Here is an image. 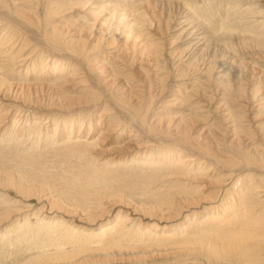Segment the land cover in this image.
Listing matches in <instances>:
<instances>
[{
	"label": "rangeland",
	"instance_id": "rangeland-1",
	"mask_svg": "<svg viewBox=\"0 0 264 264\" xmlns=\"http://www.w3.org/2000/svg\"><path fill=\"white\" fill-rule=\"evenodd\" d=\"M5 1L11 6L12 0ZM47 1L32 0L41 19ZM67 1L69 7L54 22L62 32L69 31L65 38L70 45L79 44L81 34L86 37L85 29L73 22L92 23L88 12L93 7L127 8L132 2L130 9L148 7L152 24H143V30L160 41L161 55L144 56L139 47L117 52L90 40L88 59L93 66L88 68L68 52L45 44L37 27L0 11V52L13 57L19 51L21 34L15 26L27 32V49L35 45L24 65L3 60L0 70V264H55L60 252L68 264H264L261 240L237 246L228 255L213 250L217 259L203 248L179 245L185 232L192 239L200 225L213 231L217 217L234 222L226 232L233 227L235 232L246 228L264 234V0ZM23 5L17 7L30 14ZM189 17L199 24L205 43L192 42L194 37L185 31L182 22ZM14 30L18 33L13 36ZM27 49L20 56L30 53ZM56 61L57 66L52 64ZM229 64L237 71L234 75L228 72ZM204 65L212 67V78L201 72ZM238 77L243 92L235 86ZM228 79H234L229 89ZM73 138H92L94 148L80 159L69 157L65 149ZM186 158L196 159V164L186 168ZM69 176L75 179L68 183ZM248 184L261 188L240 202L236 193L244 194ZM242 205L249 207L251 217L244 220L249 228L234 220L236 213L241 218ZM117 219L129 222L123 224L115 248L87 246L86 241H95L90 234ZM161 235L169 240L162 242L157 238Z\"/></svg>",
	"mask_w": 264,
	"mask_h": 264
},
{
	"label": "bare ground",
	"instance_id": "bare-ground-1",
	"mask_svg": "<svg viewBox=\"0 0 264 264\" xmlns=\"http://www.w3.org/2000/svg\"><path fill=\"white\" fill-rule=\"evenodd\" d=\"M88 1V0H87ZM90 1V0H89ZM88 1V2H89ZM142 1V0H141ZM85 2H86V0H85ZM88 2H87V4H88ZM109 2V1H108ZM138 2V1H137ZM137 2H136V4H137ZM145 2V1H144ZM38 3V2H37ZM69 2L67 1V0H48L44 5H43V18L41 19L40 17H39V15L37 14V11H36V9H37V4H35L34 2H32V0H12L11 2H10V4H11V6H9V4H7V2L5 1V0H0V11H7L8 12V14L10 13V14H13L16 18L18 17V18H20V21L21 22H23V20H24V22H28L29 24H31L33 27H37L38 28V30H41L42 31V40H43V42L45 43V44H47V45H49V46H51L50 48H53V49H57V50H61V51H64V52H68L69 54H71L70 56L71 57H74L79 63H83L84 65H86V67H88V68H90L91 66H93V65H91L90 63L92 62L91 60H89L88 59V53H89V51L88 50H91V48H90V45L91 44H87L90 40L92 41H94L95 42V44L97 45L96 47H100V46H105V45H108L109 47H113L114 49H116L117 50V52H122V51H126L127 52V50H133V49H137L138 47H139V50L141 51V54L142 55H144V56H147V57H151V55H153V57L154 58H158L161 54H159L158 53V50H160V49H158V47L160 46V41H157L156 39L157 38H153V36L150 34V33H146V32H144V28H143V24H148L149 25V28L151 27L150 25L152 24L151 22H152V20H151V18H148L147 17V9H148V7H146V6H142L143 4H138V7L137 8H133L132 9V7H131V9H130V6H132L133 5V3L132 2H129V3H127L126 4V6H127V8L126 7H118V6H111L109 9L108 8H106L105 9V7L104 8H96V7H93L91 10L92 11H90V12H88V16H89V18H90V20H92V23H89V22H84L83 20H81L82 22H80V21H78V22H76V23H74L73 22V24H78V26H80L81 28H83V29H85L84 31H86L87 32V35H86V37H83V34H81L82 35V37H79V38H77V43H79V44H76L75 43V46L74 45H72V46H74V47H72L70 44H69V42L67 41V39L65 38V35H67L68 33H69V31L68 30H64L65 32H62L61 30H62V28H61V30L60 29H58L57 28V24L54 22V19H55V17H57L58 16V13L60 12V11H62L61 12V15L64 13L63 11H65V7L66 6H68L69 4H68ZM106 3V2H105ZM105 3H102V4H105ZM154 3H156V2H154ZM21 4H25V5H23V7L24 6H27V8L30 10H28V12L30 13V14H26L28 17H26V15H24L22 12H21V9H20V7H17L18 5L20 6ZM30 4V5H29ZM86 4V5H87ZM146 4V3H145ZM231 4V3H230ZM106 5V4H105ZM147 6H148V4H146ZM72 6H73V4H72ZM90 6V5H89ZM94 6H97L96 4L94 5ZM104 6V5H103ZM107 6V5H106ZM137 6V5H136ZM151 6V5H150ZM69 7V6H68ZM71 7V6H70ZM83 7V6H82ZM107 7H109V4H108V6ZM134 7V6H133ZM91 8V7H90ZM95 10V11H94ZM152 10V9H151ZM104 11H107L108 13L106 14V15H108V17L107 18H105L104 16H103V12ZM153 11V10H152ZM9 14V15H10ZM217 14V13H216ZM30 15V16H29ZM38 15V16H37ZM12 18H14L12 15H10ZM33 16L36 18V19H34L33 18ZM87 16V15H86ZM86 16H85V18H86ZM198 17V16H197ZM10 18V17H9ZM131 18V19H130ZM153 18V17H152ZM31 19H34L35 20V23L33 22V21H31ZM81 19V18H80ZM87 19V18H86ZM128 19H130V20H128ZM1 20V19H0ZM194 20V19H193ZM193 20L189 17V19L188 18H186V19H184V21L182 22V24L184 25L183 27H185V29L187 28V30H185V31H187V33L189 34V36H191V37H194L193 39H192V42H194V41H196V43H199V42H204L205 43V41H204V35H203V32L201 31V28L198 26V25H196L194 22H193ZM150 21V22H149ZM18 22V21H17ZM116 22H118V23H121V24H123L124 26L122 27V29H119L120 27L118 26V25H120V24H118V23H116ZM171 22V21H170ZM13 22H11V24H12ZM16 23V22H15ZM56 24V26H55V24ZM67 23V22H66ZM5 24H6V22H5ZM180 24V23H179ZM211 24V23H210ZM3 25V24H2ZM17 25V24H16ZM70 25V24H69ZM115 25H117V26H115ZM66 26V25H65ZM64 26V27H65ZM68 26V25H67ZM139 26V27H138ZM9 27V26H8ZM29 27V26H28ZM61 27H63V26H61ZM69 27V26H68ZM74 27V26H73ZM119 27V28H118ZM182 27V26H181ZM1 28V27H0ZM13 28H15L16 29V31H18L21 35L19 36V38L21 39V44H20V49H19V51L15 54V55H13V57L11 56V55H9L8 57L6 56L7 54L6 53H2V52H0V70H1V64L2 63H5L6 62V64L8 63H10L11 64V66L13 65V66H16V65H24L25 64V62L27 61V60H29L30 58L29 57H31L29 54H33L34 53V47H35V45H33L32 47H30L31 48V50L29 51V49L30 48H28L27 49V47H29V43H28V37H27V32L25 31V30H23L22 29V27L21 26H15V27H13ZM78 28V27H77ZM8 29H10V28H8ZM64 29V28H63ZM69 29V28H68ZM144 29V30H143ZM147 29V28H146ZM1 30V29H0ZM8 31V30H7ZM12 32H13V30H11ZM146 31H148V30H146ZM5 32V28H4V31H3V33ZM18 32H15V30H14V33H13V36L14 35H17V33ZM38 32V31H37ZM80 32L82 33L83 32V30L81 31L80 30ZM79 32V33H80ZM1 33H2V31H1ZM183 33V32H182ZM8 34V33H7ZM6 34V35H7ZM12 34V33H11ZM205 34V33H204ZM78 35V34H77ZM1 36V35H0ZM10 37V36H9ZM12 37V36H11ZM187 37V36H186ZM207 37V36H206ZM72 39V38H71ZM207 39V38H206ZM256 39H257V37H256ZM11 40V39H10ZM259 40V39H258ZM2 41V40H1ZM0 41V42H1ZM3 41H4V39H3ZM17 41V40H16ZM13 42V41H12ZM20 42V41H19ZM72 42H73V40H72ZM71 42V43H72ZM207 42V41H206ZM256 42H258V41H256ZM91 43V42H90ZM137 43V44H136ZM195 43V44H196ZM261 43V42H260ZM10 44V43H9ZM13 44V43H12ZM93 44V43H92ZM195 44H194V46H195ZM258 44V43H257ZM107 46V47H108ZM8 47V46H7ZM18 47V46H17ZM95 47V46H94ZM95 47V48H96ZM106 47V46H105ZM11 48V47H10ZM33 48V49H32ZM260 48V47H259ZM1 49V48H0ZM24 49H27L30 53H28L27 55H25V54H23V56H20L21 54H20V52L21 51H24ZM105 49V48H104ZM135 49V50H136ZM162 49V48H161ZM5 50V49H4ZM8 50V49H7ZM95 50H97V49H95ZM95 50H94V53H96L95 52ZM27 51V52H28ZM202 51V50H201ZM4 52V51H3ZM16 52V51H15ZM39 52V51H38ZM92 52V51H91ZM130 52V51H129ZM13 53V52H12ZM98 53V52H97ZM135 53V52H134ZM120 54V53H119ZM124 54H125V52H124ZM123 54V55H124ZM138 54V53H137ZM191 54V53H190ZM90 55V54H89ZM116 55H117V53H116ZM26 56V57H25ZM93 56V55H92ZM119 56V55H118ZM120 56H122V55H120ZM119 56V57H120ZM180 56V55H179ZM188 56V55H187ZM5 57H7L6 59H4ZM117 57V56H116ZM141 57V56H140ZM146 57V58H147ZM22 58V59H21ZM91 58V57H90ZM179 58V57H178ZM19 59H21V60H19ZM43 59V58H42ZM47 59V58H46ZM95 59V58H94ZM93 59V60H94ZM112 59V58H111ZM141 59V58H140ZM152 60L151 61H153V58H151ZM189 59V58H188ZM3 60L5 61V62H3ZM45 60V59H44ZM146 60V59H145ZM178 60H180V59H178ZM210 60V59H209ZM95 61H96V59H95ZM181 61V60H180ZM221 61V60H220ZM32 62V61H31ZM154 62V61H153ZM156 62V61H155ZM28 63V62H27ZM93 63V62H92ZM115 63H117V62H115ZM122 63V62H121ZM210 63H211V65H212V60L210 61ZM229 63V62H228ZM30 64V63H29ZM52 64H56V66H57V64H58V62L56 61V63H52ZM153 64V63H152ZM152 64H150L151 66H152ZM157 64V63H156ZM216 64V63H215ZM59 65H61V66H63V64H59ZM65 65V64H64ZM113 65V64H112ZM111 65V66H112ZM154 65V64H153ZM10 66V67H11ZM27 66V65H26ZM43 66V65H42ZM55 66V65H54ZM67 66H69V65H67ZM72 66V65H71ZM77 66H79V65H77ZM81 66V65H80ZM203 66V65H202ZM209 66V65H208ZM213 66V65H212ZM215 66V65H214ZM225 65H224V63L221 65V67H224ZM28 67V66H27ZM83 67V66H82ZM85 67V68H86ZM123 67H124V63H123ZM158 67V66H157ZM211 67V66H210ZM21 68V67H20ZM23 68V67H22ZM43 68H44V66H43ZM56 67H54V69H55ZM78 68V67H77ZM125 68V67H124ZM151 68V67H150ZM212 68V67H211ZM209 69V67H207L206 65H204V67H203V69L201 70V72L203 73V74H206L208 77H211L212 75H211V71H212V69ZM4 69V68H3ZM25 69V68H24ZM80 69V68H79ZM78 69V70H79ZM153 69V68H152ZM155 69V68H154ZM235 69V67H234V65L232 64V66H231V64H229V66H228V72H230L231 73V75L233 74H235L237 71H235L234 70ZM73 70V69H72ZM77 70V71H78ZM156 70H158L157 68H156ZM156 70H154V71H156ZM27 71V70H26ZM32 71V70H31ZM76 71V72H77ZM89 71V70H88ZM117 71V70H116ZM30 72V71H29ZM93 72V71H92ZM115 72V71H114ZM157 72V71H156ZM155 72V73H156ZM33 73H34V71H33ZM42 73V72H41ZM41 73H40V75H41ZM79 73V72H78ZM158 73V72H157ZM241 73V72H240ZM30 74V73H29ZM76 73H75V70L74 71H71V75H72V77L75 75ZM81 74V73H80ZM79 74V75H80ZM85 74V73H84ZM113 74V73H112ZM183 74V73H182ZM238 74V73H237ZM114 75V74H113ZM121 75V74H120ZM119 75V76H120ZM156 75V74H155ZM228 75H230V74H228ZM60 76V75H59ZM84 76V75H83ZM131 76V75H130ZM243 76V75H242ZM58 77V76H57ZM81 77V76H80ZM122 77H124V76H122ZM122 77H120V78H122ZM207 77V78H208ZM89 78V77H88ZM212 78V77H211ZM126 79V78H125ZM124 79V81H128V80H125ZM128 79V78H127ZM237 80L235 81V86L238 88V90L239 91H244L245 90V87H244V85H243V81H242V79L240 78V77H238V78H236ZM79 80V79H78ZM160 80V79H159ZM232 80H234V79H232ZM232 80L230 79H228V81H226L227 83H226V85L225 86H227V88L229 89V88H231V82H232ZM85 81H87V80H85ZM130 81V80H129ZM196 81V80H195ZM194 81V82H195ZM198 81V80H197ZM257 81V80H256ZM259 81V80H258ZM59 82V81H58ZM134 82V81H133ZM164 82V81H163ZM56 83V82H55ZM126 83V82H125ZM136 83V82H135ZM225 83V82H224ZM85 86V85H84ZM128 86V85H127ZM132 87V86H131ZM137 87V86H136ZM163 87V86H162ZM86 88V87H85ZM128 88H129V86H128ZM133 89V88H132ZM134 89H136V88H134ZM233 89V88H232ZM132 91V90H131ZM135 93V92H134ZM137 95V94H136ZM135 96V95H134ZM89 98V97H88ZM90 99V98H89ZM139 99H140V97H139ZM115 103H116V101H114ZM120 103H121V101H119ZM107 104V103H106ZM122 104L124 105V103L122 102ZM127 104V103H126ZM125 104V105H126ZM121 105V104H120ZM133 105V104H132ZM136 105H138V104H136ZM119 106V105H118ZM123 108H124V106H123ZM137 108V107H136ZM259 108V107H258ZM143 109V108H142ZM129 110V109H128ZM135 110V109H134ZM130 112V111H129ZM199 112V111H198ZM131 114H132V112H130ZM137 114V113H136ZM133 115V114H132ZM230 116V115H229ZM139 117V116H138ZM47 119V118H46ZM140 120V119H139ZM2 121V120H1ZM20 121H21V119H20ZM109 121V120H108ZM32 122H33V120H32ZM138 122V121H137ZM20 123V122H19ZM24 124V123H23ZM143 124H145V123H143ZM142 125V124H141ZM146 125V124H145ZM151 126V125H150ZM142 127V126H141ZM147 127V126H146ZM145 127V128H146ZM152 128H154V127H152ZM151 128V129H152ZM29 129V128H28ZM155 129V128H154ZM147 131V130H146ZM157 131V130H156ZM155 131V132H156ZM159 133V132H158ZM158 133H155V135L157 134L158 135ZM152 134V133H151ZM161 134V133H160ZM39 138V137H38ZM68 138V137H67ZM78 138V137H77ZM9 139V138H8ZM76 139V138H75ZM79 139V138H78ZM74 140V138H73V140L74 141H72V142H70V145L68 144V146L66 147V149H65V151L67 152V153H70V156L69 157H71V156H78V158L80 159L81 157H83L82 155H84V154H86V152H87V150L89 149V148H91V147H93L94 145H95V140H92V138L91 139H89L88 141L86 140V141H82V139L83 138H80L81 140ZM66 140V139H65ZM84 140V139H83ZM70 140H68V142H69ZM182 141V140H181ZM97 142V141H96ZM188 143H189V141H188ZM51 144V143H50ZM64 144V143H63ZM187 144V143H186ZM61 145V144H60ZM65 145V144H64ZM12 146V145H11ZM97 146V145H96ZM95 146V147H96ZM200 147V146H199ZM8 148V147H7ZM62 148V147H61ZM94 148V147H93ZM131 148V147H130ZM92 149V148H91ZM46 150V149H45ZM64 151V150H63ZM64 151V152H65ZM48 152H49V150H48ZM39 153V152H38ZM67 153H65L66 155H68ZM62 154H64V153H62ZM203 154H204V152H203ZM36 155V154H35ZM89 155V154H88ZM208 155H210L209 153H208ZM212 156V155H211ZM230 156V155H229ZM8 157V156H7ZM68 157V158H69ZM88 157V156H87ZM23 158V157H22ZM39 158V157H38ZM37 158V159H38ZM216 158H218V157H216ZM227 158V157H226ZM67 159V158H66ZM187 159V158H186ZM184 159V161H185V163L186 162H188V165H184L183 164V166H185L186 168H191L192 166L190 165V164H196V159ZM222 159V158H221ZM41 160V159H40ZM183 160V159H182ZM218 160H220L219 158H218ZM224 160V159H223ZM38 161V160H37ZM151 161V160H150ZM183 161V162H184ZM225 161V160H224ZM14 162H16V161H14ZM40 162V161H39ZM136 162V161H135ZM223 162V161H222ZM10 163V162H9ZM9 163H8V166H10L9 165ZM94 163V162H93ZM138 163V162H137ZM179 163H181V160H179ZM178 163V164H179ZM7 164V163H6ZM16 164V163H15ZM14 164V165H15ZM27 164V163H26ZM30 164V163H29ZM33 164V163H32ZM120 164V163H119ZM170 164V163H169ZM203 164V163H202ZM229 164V163H228ZM249 164V163H248ZM89 165V164H88ZM107 165V164H106ZM142 165V164H141ZM4 166H6V165H4ZM176 166H179V165H176ZM182 166V167H183ZM228 166V165H227ZM234 165H232V167H233ZM12 167V166H11ZM74 167V166H73ZM123 167V166H122ZM201 167V166H200ZM231 167V166H230ZM88 168V167H87ZM117 168V167H116ZM178 168V167H177ZM24 169V168H23ZM31 169V168H30ZM62 169H64V168H62ZM85 169V168H84ZM93 169H94V167H93ZM229 169V168H228ZM230 169H232V168H230ZM66 170V169H65ZM68 170V169H67ZM92 170V169H91ZM91 170H90V168H89V171L91 172ZM95 170V169H94ZM93 170V171H94ZM105 171V170H104ZM175 171V170H174ZM22 172V171H21ZM28 172V171H27ZM65 172V171H64ZM89 172V173H90ZM103 172V171H102ZM143 172V171H142ZM188 172V171H187ZM25 173V172H24ZM68 173V172H67ZM77 173V172H76ZM85 173V172H84ZM95 173V172H94ZM23 174V173H22ZM103 174V173H102ZM73 175H75V177H76V174H75V172H74V174ZM176 175V174H175ZM22 176H24V175H22ZM29 176V175H28ZM35 176V175H34ZM186 176V175H185ZM25 177V176H24ZM71 177H74V176H71ZM70 176L68 177V179L69 178H71ZM75 177H74V179H75ZM92 177V176H91ZM67 178V177H66ZM80 178V177H79ZM90 178V177H89ZM98 178V177H97ZM218 178V177H217ZM71 179H73V178H71ZM245 179V178H244ZM64 180V179H63ZM70 180V179H69ZM80 180V179H79ZM82 180V179H81ZM85 180H86V178H85ZM91 180H93V179H91ZM103 180V179H102ZM65 181H67V179H65ZM71 181H73V180H70V181H67L68 183L69 182H71ZM75 181V180H74ZM104 181V180H103ZM76 182L77 181H75L74 182V184L73 183H70L71 185L73 184V185H75L74 187H75V189L77 188L76 186ZM80 182V181H79ZM95 182V181H94ZM81 183H84V181H82ZM86 183V182H85ZM87 184V183H86ZM246 184H247V182H246ZM68 185V184H67ZM96 185V184H95ZM177 185H178V183H177ZM69 186V185H68ZM84 186H88V185H85L84 184ZM100 185H98V187H99ZM242 186H244V185H242ZM175 187H182V186H175ZM184 187H186V186H184ZM235 187V186H234ZM260 187V186H259ZM259 187H254L252 184H248V185H246L245 186V188L243 189V191H244V194H242L241 193V191H239V193H236V194H238L237 195V198L239 199V201L241 200L242 201V199L244 198V197H246V198H248V197H251V196H253L252 194H253V191L254 190H258V188ZM70 188H72V187H70ZM86 188V187H85ZM90 188V187H89ZM95 188V187H94ZM186 188H188V187H186ZM261 188V187H260ZM32 189V188H31ZM36 189V188H35ZM182 189V188H181ZM59 189H57V191H58ZM77 190V189H76ZM86 190V189H85ZM88 190H90V189H87L86 191H88ZM93 190V189H92ZM99 190H102V189H100V187H99ZM173 190V189H172ZM176 191L178 190V189H175ZM180 190V189H179ZM186 190V189H185ZM190 190H191V188H190ZM240 190V189H239ZM78 191V190H77ZM80 191V190H79ZM78 191V192H79ZM93 191H95V190H93ZM97 191V190H96ZM182 191V190H181ZM184 191V190H183ZM59 192V191H58ZM77 192V193H78ZM82 192H83V187H82ZM99 192V191H98ZM101 192V191H100ZM109 192V191H108ZM111 192V191H110ZM170 192V191H169ZM179 192V191H178ZM191 192L193 193V191L191 190ZM33 193V192H32ZM41 193H43V192H41ZM85 193V192H84ZM176 193V192H175ZM182 193V192H181ZM188 193V192H187ZM27 194H28V191H27ZM79 194V193H78ZM77 194V195H78ZM82 194V193H81ZM96 194V193H95ZM169 194V193H168ZM174 194V193H173ZM172 194V195H173ZM190 194V193H189ZM29 195V194H28ZM31 195V194H30ZM80 195V194H79ZM86 195V194H85ZM99 195V194H98ZM231 195V194H230ZM229 195V196H230ZM76 196V195H75ZM74 196V197H75ZM101 196V195H100ZM169 197L171 196V194L170 195H168ZM167 196V197H168ZM82 197V196H81ZM101 197H103V196H101ZM106 197V196H105ZM233 197V196H232ZM76 198H80L79 196L78 197H76ZM76 198H75V200H76ZM91 198V197H90ZM174 198V197H173ZM180 198V197H179ZM182 198H183V193H182ZM185 198V197H184ZM189 198V197H188ZM256 198V197H255ZM69 199V198H68ZM67 199V200H68ZM97 199H98V197H97ZM172 199V198H171ZM186 199V198H185ZM196 199V198H195ZM229 199V198H228ZM236 199V198H235ZM238 199H237V201H238ZM245 199V198H244ZM250 199H252V198H250ZM254 199V198H253ZM71 200H72V197H71ZM74 200V201H75ZM80 200V199H79ZM83 200V199H82ZM82 200H81V202H82ZM103 199H101V201H102ZM105 200V199H104ZM163 200V199H162ZM165 200V199H164ZM170 200V199H169ZM176 200H178V199H176ZM182 200H184V199H182ZM188 200V199H187ZM99 201H100V198H99ZM98 201V202H99ZM101 201H100V203H101ZM161 201V200H160ZM175 200H173V202H174ZM180 201V200H179ZM191 201V200H190ZM240 201V202H241ZM109 202V201H108ZM166 202H168V200L166 201ZM171 202V201H170ZM243 202V201H242ZM77 203V202H76ZM78 203H80V202H78ZM88 204H89V202H87ZM97 203V202H96ZM253 203H255V202H253ZM81 204V203H80ZM84 204V203H83ZM91 204V203H90ZM235 205V204H234ZM246 205V204H245ZM85 206V208H86V210L87 209H89L90 208V206H89V208H88V206L86 207V204L84 205ZM97 206V205H96ZM226 206V205H225ZM92 208H93V206H91ZM100 207H101V205H100ZM179 207V206H178ZM103 208V207H102ZM231 208V207H230ZM229 208V209H230ZM79 209V208H78ZM94 209H95V207H94ZM177 209V208H176ZM86 210H85V212H86ZM175 210V209H174ZM177 210H179V209H177ZM180 210H181V208H180ZM221 210V209H220ZM242 210H243V214L241 213V218H240V216H239V214L237 215V213L236 214H234V215H236V217H235V219L234 220H236V223H237V225L238 224H242L243 226L244 225H246L248 228H249V223H247V222H245L244 220H246L247 218L248 219H250L249 217H251V216H247L248 215V210H249V207H248V205L245 207L244 205H242ZM264 210V209H263ZM94 211V210H93ZM98 211H99V209H98ZM87 212H89V211H87ZM96 212L97 211H95V215H96ZM114 212V211H113ZM239 212H240V209H239ZM238 212V213H239ZM253 212V211H252ZM264 212V211H263ZM73 213V212H72ZM178 213V212H177ZM254 213V212H253ZM260 213V212H259ZM87 214V213H86ZM89 214H91V213H89ZM120 214V213H119ZM209 214V213H208ZM244 214H246V215H244ZM256 214V213H255ZM6 215V214H5ZM95 215H93V216H95ZM233 215V214H232ZM252 215V214H251ZM245 216V217H244ZM89 217V216H88ZM92 217V216H91ZM117 217V216H116ZM120 217V216H119ZM124 217V216H123ZM206 217V216H205ZM232 217V216H231ZM128 218V217H127ZM214 218V217H213ZM222 217H220V218H216V220H212L213 221V225H217V227H215V229L214 228H212L213 229V231H209V229L205 226V224H204V226H202V225H200V229H198V234H194L193 236H194V238H189L188 237V232L186 233H184L185 235H183V239H181V242L179 243V245H182V248H192V249H201V248H203V249H205V250H207V251H209L211 254H212V256H213V258H216L217 259V255H216V253L213 251V250H217V251H225L224 253L226 254V255H228L231 251H232V249H235V247H237V246H240V245H243V244H247V243H249V242H255V241H264V234H261V233H251V232H248L249 231V229H246L245 228V230H242L241 232H235L236 231V229H234L233 227H232V231H228V232H226V230H229L231 227H230V225H232V222L233 221H231V220H228V221H224V220H222L221 219ZM229 218V217H228ZM138 219V218H137ZM192 219V218H191ZM225 219V218H224ZM263 219V218H262ZM90 220V218L88 219V221ZM136 220V219H135ZM207 220V219H206ZM120 221V222H119ZM133 221V220H132ZM131 220H130V223L132 222ZM192 221V220H191ZM252 221V220H251ZM95 222V221H94ZM127 222H129L127 219L124 221V219L121 221V219H117L116 220V223H109V224H105L104 223V225H102V226H100L99 228H98V230H96L95 231V233H93V234H90V236L89 235H87V236H89V237H93L94 239H95V241H91V240H89V242L88 241H86L85 243L87 244V246L88 247H90L89 246V244H91V247L93 246L92 244H94L95 245V247H96V245H105V247H114L115 245H117L115 242L117 241V239L119 238V233L122 231V226H123V224H126ZM215 222H217L216 224H214ZM136 223V222H135ZM198 223V222H197ZM204 223V222H203ZM234 223V222H233ZM244 223V224H243ZM253 223V222H252ZM120 224H121V226H120ZM137 224V223H136ZM67 225V224H66ZM127 225V224H126ZM218 225H220V226H218ZM210 226H212V225H210ZM233 226V225H232ZM53 227V226H52ZM127 226H125V228H126ZM138 227V226H137ZM199 227V226H198ZM198 227H196V228H198ZM213 227V226H212ZM259 227V226H258ZM261 227H263V226H261ZM148 229V228H147ZM146 229V230H147ZM195 229V228H194ZM211 229V228H210ZM264 229V228H263ZM125 230V229H124ZM139 230H140V228H139ZM220 231L221 233H216V232H214V231ZM223 232H222V231ZM262 230V229H261ZM260 230V231H261ZM39 231V230H38ZM72 231H73V229H72ZM127 231V230H126ZM235 233H234V232ZM254 231V230H253ZM86 232V231H85ZM89 232V231H88ZM92 232V231H91ZM94 232V231H93ZM128 232V231H127ZM126 232V233H127ZM138 232V231H137ZM177 232V231H176ZM257 232V231H256ZM64 233V232H63ZM72 233V232H71ZM78 233V232H77ZM76 233V234H77ZM83 233V232H82ZM82 233H81V235H82ZM90 233V232H89ZM142 233V232H141ZM140 233V234H141ZM155 233V232H154ZM263 233H264V230H263ZM73 234V233H72ZM72 234H70V235H72ZM86 234H87V232H86ZM144 234H149V232L147 231H145V233ZM26 235V234H25ZM80 235V237H83V236H81ZM146 235V236H147ZM152 235V234H151ZM173 235V234H172ZM180 235V234H179ZM198 235V236H197ZM38 236V235H37ZM67 236V235H66ZM66 236H64V237H66ZM78 236V235H77ZM85 236V235H84ZM143 236V235H142ZM145 236V235H144ZM63 237V238H64ZM88 237V238H89ZM123 237V236H122ZM154 237V236H153ZM153 237L152 238H149V241H150V239H152V240H154L153 239ZM67 238V237H66ZM74 238V237H73ZM84 238H86V237H84ZM83 238V239H84ZM159 240H161L162 242L164 241L165 242V240L167 239V237H165V236H163V235H161L160 237H157ZM37 239V238H36ZM69 239V238H68ZM78 239V238H77ZM97 239V240H96ZM120 239V238H119ZM144 239V238H143ZM146 239H148L147 237H146ZM66 240V239H65ZM64 240V241H65ZM73 241H74V239H72ZM76 240V239H75ZM85 240V239H84ZM130 240V239H129ZM167 240H169V239H167ZM166 240V241H167ZM177 240V239H176ZM72 241V242H73ZM77 241V240H76ZM80 241V240H79ZM79 241H78V243H79ZM136 241V240H135ZM147 241V240H146ZM173 241H174V239H173ZM63 242V241H62ZM71 242V243H72ZM81 242H82V240H81ZM79 243V245L81 246L82 245V243ZM144 242V241H143ZM66 243V242H65ZM65 243H63V244H65ZM75 243V242H74ZM117 243H119V241L117 242ZM121 243V242H120ZM141 243V242H140ZM151 243H153L152 241H151ZM172 243V242H171ZM62 244V243H61ZM170 244V243H169ZM84 245V244H83ZM119 245V244H118ZM142 245V244H141ZM156 245V244H155ZM178 245V246H179ZM59 246H61V245H59ZM65 247V246H64ZM94 247V246H93ZM99 247V246H98ZM102 247H104V246H102ZM101 247V248H102ZM181 247V246H180ZM60 248V247H59ZM58 248V249H59ZM62 248V247H61ZM115 248V247H114ZM56 249V248H55ZM58 249H57V251H58ZM63 249V248H62ZM96 249H98V248H96ZM60 250V249H59ZM65 250V249H64ZM93 250V249H92ZM94 251V250H93ZM97 251V250H96ZM156 251V250H155ZM232 253V252H231ZM43 255H45V252H44V254ZM47 255H49V254H46V256ZM95 255V254H94ZM40 257V256H39ZM53 257V256H52ZM51 257V258H52ZM54 257H56L57 259V261H55V262H53V263H55V264H68V262H65L64 260H65V256L63 255V253L62 252H60V253H57V254H55V256ZM53 257V258H54ZM44 258H45V256H44ZM32 259V258H31ZM34 259H37V258H34ZM98 259V258H97ZM37 261V260H36ZM40 260H38V262H39ZM41 262V261H40ZM25 264H26V262H24ZM32 263H34L33 261H32ZM75 263V262H74ZM27 264H29L28 263V261H27ZM31 264V263H30Z\"/></svg>",
	"mask_w": 264,
	"mask_h": 264
}]
</instances>
